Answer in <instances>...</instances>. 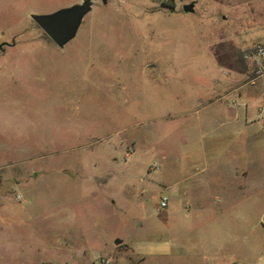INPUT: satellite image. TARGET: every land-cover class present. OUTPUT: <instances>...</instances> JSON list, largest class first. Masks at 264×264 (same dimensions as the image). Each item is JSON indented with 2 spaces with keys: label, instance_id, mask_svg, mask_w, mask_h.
I'll list each match as a JSON object with an SVG mask.
<instances>
[{
  "label": "rangeland",
  "instance_id": "374dc122",
  "mask_svg": "<svg viewBox=\"0 0 264 264\" xmlns=\"http://www.w3.org/2000/svg\"><path fill=\"white\" fill-rule=\"evenodd\" d=\"M92 1L59 49L30 15L82 0H0V264H264V184L182 175L207 164L201 103L262 86L264 0Z\"/></svg>",
  "mask_w": 264,
  "mask_h": 264
},
{
  "label": "crops",
  "instance_id": "0c3cea01",
  "mask_svg": "<svg viewBox=\"0 0 264 264\" xmlns=\"http://www.w3.org/2000/svg\"><path fill=\"white\" fill-rule=\"evenodd\" d=\"M221 73L220 76L224 77ZM229 78L232 87L228 95L235 102L207 100L201 103V109L209 110L211 118L200 126H214L207 145L201 149L207 164L196 170L182 168L185 184L194 183L197 177L203 187H206V177L210 179L209 171H212L219 189L227 195L230 191V194L244 193L255 179L264 184V117L255 116L256 106L261 105L264 110V80L261 88L254 90L247 84L245 73H234ZM224 158L231 161L230 166L222 165ZM169 198L176 200L169 196L168 202Z\"/></svg>",
  "mask_w": 264,
  "mask_h": 264
},
{
  "label": "water",
  "instance_id": "95a60500",
  "mask_svg": "<svg viewBox=\"0 0 264 264\" xmlns=\"http://www.w3.org/2000/svg\"><path fill=\"white\" fill-rule=\"evenodd\" d=\"M100 1L103 5L107 3V0ZM92 6V0H82L81 3L63 7L51 13L31 14L30 18L53 45L63 49L76 36L84 17L91 12ZM194 6V2L184 4L182 11L193 13ZM170 11L174 12L175 10L170 7ZM0 49H2L1 44ZM114 243L119 244L121 240L115 239Z\"/></svg>",
  "mask_w": 264,
  "mask_h": 264
},
{
  "label": "built area",
  "instance_id": "2783aa9c",
  "mask_svg": "<svg viewBox=\"0 0 264 264\" xmlns=\"http://www.w3.org/2000/svg\"><path fill=\"white\" fill-rule=\"evenodd\" d=\"M244 58L255 68L258 75H264V43L255 45L244 55ZM167 206V197L160 198L157 209L161 211L166 209Z\"/></svg>",
  "mask_w": 264,
  "mask_h": 264
}]
</instances>
